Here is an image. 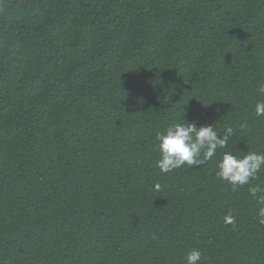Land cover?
Wrapping results in <instances>:
<instances>
[{
    "label": "trees",
    "instance_id": "obj_1",
    "mask_svg": "<svg viewBox=\"0 0 264 264\" xmlns=\"http://www.w3.org/2000/svg\"><path fill=\"white\" fill-rule=\"evenodd\" d=\"M261 87L264 0H0V264H264V168L233 190L154 148L196 121L264 153Z\"/></svg>",
    "mask_w": 264,
    "mask_h": 264
},
{
    "label": "clouds",
    "instance_id": "obj_2",
    "mask_svg": "<svg viewBox=\"0 0 264 264\" xmlns=\"http://www.w3.org/2000/svg\"><path fill=\"white\" fill-rule=\"evenodd\" d=\"M259 93L264 94V87ZM255 115L264 116V101L255 105ZM187 121V120H186ZM234 134L232 127H226L219 135L214 124L198 126L196 121L175 123L155 135V150L159 158L156 167L163 174L172 172L185 165L198 168L215 159L216 178L229 183L233 190L249 184L250 179H256L257 173L264 168V153L246 152L242 156L234 155L227 149L230 138ZM218 149L221 151L218 153ZM156 190L160 185H154ZM249 193L258 205H264V187L249 186ZM259 223L264 224V207L258 209ZM226 223L233 224L235 217H224ZM202 253L198 248H192L185 253L186 264H200Z\"/></svg>",
    "mask_w": 264,
    "mask_h": 264
}]
</instances>
